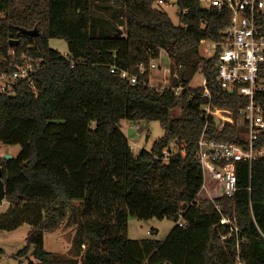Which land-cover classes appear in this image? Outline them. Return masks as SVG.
I'll use <instances>...</instances> for the list:
<instances>
[{
    "label": "trees",
    "instance_id": "trees-1",
    "mask_svg": "<svg viewBox=\"0 0 264 264\" xmlns=\"http://www.w3.org/2000/svg\"><path fill=\"white\" fill-rule=\"evenodd\" d=\"M176 3L177 24L155 0H0V73L27 62L34 69L32 83L17 78L13 93H0V144L20 146L16 156H0L9 203L0 230L30 226L16 253L31 248L26 264H264V158L236 162V192L211 198L195 157L203 129L246 144L238 110L247 98L216 86L217 55L199 52L202 40H221L230 11ZM260 21L264 33V15ZM35 25L37 36L17 29ZM52 38L65 40L66 54L49 46ZM161 51L178 72L179 94L148 85ZM197 72L212 102L232 110V123L218 129L219 120L203 114V90L189 86ZM259 75L264 80V64ZM255 103L264 112V87ZM121 120L159 121L163 135L134 153ZM172 141L184 155L163 161ZM254 144L264 145V131ZM128 216L174 225L162 240L130 239ZM63 221L76 224L70 256L44 248V234Z\"/></svg>",
    "mask_w": 264,
    "mask_h": 264
},
{
    "label": "built area",
    "instance_id": "built-area-1",
    "mask_svg": "<svg viewBox=\"0 0 264 264\" xmlns=\"http://www.w3.org/2000/svg\"><path fill=\"white\" fill-rule=\"evenodd\" d=\"M197 1L203 8L230 11V21L222 32L221 40L207 42L204 51L210 53L206 58L217 55L215 85L247 98L245 106L238 110L247 125V132L244 134L245 145L235 141L208 138L203 133L204 129L196 141L195 157L203 172L202 189L209 197L214 198L208 188L209 184H213L217 189L215 197L220 195L230 197L237 190L236 162L247 161L251 165L254 160L264 158V145L256 147L254 144L258 134L264 131V112L255 103L256 94L264 87V80L259 75L260 66L264 64V33L260 21L264 15V0ZM201 43L205 41L202 40ZM26 59L29 60L28 57ZM33 71L32 65L27 62L17 66L11 75L0 73V93H13L12 83L17 78L27 79L32 83ZM111 71L114 69L111 68ZM121 75L125 77L126 72H121ZM128 79L131 83L137 81L135 76H128ZM148 85L157 90L172 89L175 94H179L183 89L182 85L154 83L150 76ZM195 87H201L203 90L202 97L205 99L201 107L203 114L216 117L219 120L218 129L225 123L233 122L232 110L212 102L210 89L204 77L202 83ZM178 152L184 155L183 145L179 148L176 142L172 141L162 150L163 161H168L172 154ZM221 222L230 220L223 217ZM178 224H183L181 219L178 220Z\"/></svg>",
    "mask_w": 264,
    "mask_h": 264
},
{
    "label": "rangeland",
    "instance_id": "rangeland-1",
    "mask_svg": "<svg viewBox=\"0 0 264 264\" xmlns=\"http://www.w3.org/2000/svg\"><path fill=\"white\" fill-rule=\"evenodd\" d=\"M177 0H155V3L165 9L169 14L173 23H178L177 15ZM3 13L0 12V16ZM205 43H200L199 52L202 56H209L210 53L204 51ZM49 46L64 53L67 51V44L64 39L52 38L49 40ZM151 69L149 76L154 83L172 84L173 79H176L178 72L173 70L172 59L167 56L164 51H161L157 59L151 61ZM173 71V72H172ZM203 81L201 72H197L193 79L189 82L190 86H197ZM179 109L175 110V114ZM120 128L127 137L131 150L137 153L140 149L144 148L150 150L153 142L163 135V128L159 121L131 123L127 120L120 121ZM19 145H3L0 144V156L6 153L16 156L19 151ZM212 197L217 195L215 185H208ZM206 193V192H205ZM207 194V193H206ZM9 208V203L6 199L0 201V213ZM174 221L168 218L158 219L155 217L149 219H139L134 216H128L127 219V236L130 239H146L154 238L164 239L172 226ZM30 226L24 223L14 230H0V264H26L28 259H32L31 248L27 255L16 256V253L26 243V237ZM76 224L65 225L63 221L53 231H48L44 234V248L53 253L70 256L73 254L72 240L75 233Z\"/></svg>",
    "mask_w": 264,
    "mask_h": 264
},
{
    "label": "water",
    "instance_id": "water-1",
    "mask_svg": "<svg viewBox=\"0 0 264 264\" xmlns=\"http://www.w3.org/2000/svg\"><path fill=\"white\" fill-rule=\"evenodd\" d=\"M17 29H18V32L21 33V34H25V35H29V36H37L39 34V31H38V28L37 26L35 25L33 28H25V27H22V26H17ZM118 33H122V30L120 29L118 31ZM19 43V40L18 39H10L9 41V44L10 45H16ZM4 158H10L11 157V154L9 153H6L3 155ZM1 168H0V201L2 199H4L5 197V188H4V182L2 180V177H1Z\"/></svg>",
    "mask_w": 264,
    "mask_h": 264
},
{
    "label": "crops",
    "instance_id": "crops-1",
    "mask_svg": "<svg viewBox=\"0 0 264 264\" xmlns=\"http://www.w3.org/2000/svg\"><path fill=\"white\" fill-rule=\"evenodd\" d=\"M12 156V155H11Z\"/></svg>",
    "mask_w": 264,
    "mask_h": 264
}]
</instances>
